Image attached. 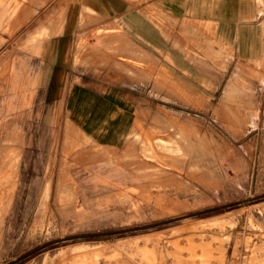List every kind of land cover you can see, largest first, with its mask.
I'll list each match as a JSON object with an SVG mask.
<instances>
[{
	"label": "rangeland",
	"instance_id": "374dc122",
	"mask_svg": "<svg viewBox=\"0 0 264 264\" xmlns=\"http://www.w3.org/2000/svg\"><path fill=\"white\" fill-rule=\"evenodd\" d=\"M79 1L0 0V264H264V0H220L234 46L156 11L151 52L116 19L65 30ZM75 74L136 90L117 146L64 108Z\"/></svg>",
	"mask_w": 264,
	"mask_h": 264
},
{
	"label": "crops",
	"instance_id": "0c3cea01",
	"mask_svg": "<svg viewBox=\"0 0 264 264\" xmlns=\"http://www.w3.org/2000/svg\"><path fill=\"white\" fill-rule=\"evenodd\" d=\"M216 2L215 8L213 0H147L145 3L130 7L124 0L116 4L112 0H80L79 3L69 7L65 30L74 28L79 16L84 27L89 26L95 17L104 19L106 22L116 19L121 23L123 32L129 39L127 41L117 35L113 42V44H117L116 48L119 47L128 51L142 48L151 52L160 41L156 32L155 17L156 11H159L171 22L178 23V25L187 21L211 23L216 27L217 34L223 39L222 41L234 46L238 43L236 38L232 39L233 36L236 37L235 29L237 27L236 25L225 24L224 18L220 16V0ZM60 22L61 20L51 22L49 36L60 31V26L58 27ZM226 29H232L233 32L228 33L225 31ZM183 30H187V27H183ZM194 33L197 34L198 30H194ZM59 39V44L55 45H65L68 41L67 37H59ZM168 51L171 52V48ZM216 53L222 56L223 60H226L222 66V68H226L232 58L231 53L224 54L221 49ZM46 75L51 78L50 82L55 86L59 77L52 76L50 72H46ZM74 78H76V74ZM76 79L77 83L70 85L71 88L66 91L67 95L63 97V105L75 125L79 126L80 129L77 130L80 134L88 135L98 142L117 146L122 140L123 126L126 123L124 108L128 106L125 105L127 101H125L124 94L133 93L136 90L116 85L110 88L108 83H105V85L100 84L96 78L88 74H82ZM162 80V84L165 86L162 87L159 84L160 82L155 81L153 90L164 91L166 94L171 95L172 90L170 87L173 86V83L167 73H163ZM62 90L63 87L62 89L59 88L57 92L61 94ZM112 177V174L109 173L107 181L111 180Z\"/></svg>",
	"mask_w": 264,
	"mask_h": 264
}]
</instances>
